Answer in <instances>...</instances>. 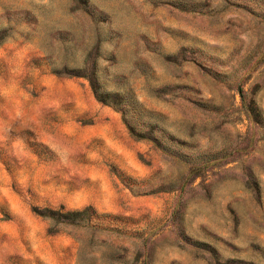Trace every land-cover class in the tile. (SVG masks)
<instances>
[{"label":"rangeland","instance_id":"rangeland-1","mask_svg":"<svg viewBox=\"0 0 264 264\" xmlns=\"http://www.w3.org/2000/svg\"><path fill=\"white\" fill-rule=\"evenodd\" d=\"M0 264H264V0H0Z\"/></svg>","mask_w":264,"mask_h":264},{"label":"trees","instance_id":"trees-1","mask_svg":"<svg viewBox=\"0 0 264 264\" xmlns=\"http://www.w3.org/2000/svg\"><path fill=\"white\" fill-rule=\"evenodd\" d=\"M91 87L95 97L99 101L111 104L108 100V94L100 93L95 82L91 81ZM35 213L48 222L47 233L49 235L66 233V228L76 231L86 229L94 230L95 227L91 223L99 217V214L91 206L79 210H66L63 206H60L57 209L37 210Z\"/></svg>","mask_w":264,"mask_h":264}]
</instances>
